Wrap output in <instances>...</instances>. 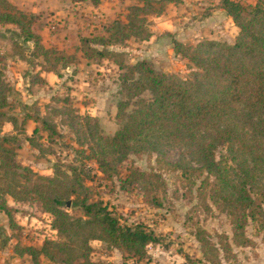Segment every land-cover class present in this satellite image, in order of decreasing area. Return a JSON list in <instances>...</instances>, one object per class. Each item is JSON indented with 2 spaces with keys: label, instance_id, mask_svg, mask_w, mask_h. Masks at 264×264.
I'll use <instances>...</instances> for the list:
<instances>
[{
  "label": "trees",
  "instance_id": "1",
  "mask_svg": "<svg viewBox=\"0 0 264 264\" xmlns=\"http://www.w3.org/2000/svg\"><path fill=\"white\" fill-rule=\"evenodd\" d=\"M88 1L96 4L99 0ZM132 1L122 18L104 24L100 34L79 36L75 46L82 58L96 64L110 59L122 70L118 79L125 98L116 103L114 119L118 127L113 134L109 138L103 136L96 117L79 114L72 108L55 107L50 114H70L65 122L68 126L77 119V125L86 132L76 133V140L78 143L83 142L81 138L88 140L89 157L103 174L112 169L105 155L126 150L132 143L141 140L152 144L160 140L176 142L183 138L192 142L206 171L214 173L207 194L206 186H203L205 193H198L201 208L207 212L208 201H211L226 215L230 226V237L223 233L216 235L217 246L201 226L195 227L194 236L204 260L209 264H221L219 252L228 259L232 246L253 244L245 233L249 221L264 222V116L249 134L230 125L244 114L264 110V0H255L253 4L218 0V6L237 29L232 43L205 38L192 45L173 40L174 53L194 68L188 78L155 71L145 60L126 64L123 53L113 49L131 38L147 40L152 34L147 16L159 15L171 0ZM34 20L33 15L8 0H0V26H15L23 42L32 43L31 51L25 53L23 47L13 41L10 56L26 62L40 57L43 65L40 69L57 76V66L65 69L76 65V54L43 45L40 35L32 29ZM1 74L0 70V77ZM7 88L0 78V212L5 215L8 228H15L12 214L17 209L7 204L6 196L15 202L35 200L41 211L50 215L49 226L59 238L45 239L40 248L17 244L13 251L18 256L28 255L31 264H39V256L48 260L58 258L66 264H73L74 260L92 264L88 258L89 241L98 240L116 249L123 263L131 259L130 264H139L147 257V245L158 241L151 229L141 223H121L119 215L100 199H90L89 187L73 169L69 175L53 164L50 174H36L32 181L31 169L17 162L15 151L19 147L17 130L20 128L17 129V118L4 111L10 107ZM145 91L148 98L141 96ZM26 105L23 104L28 108ZM128 106H131L130 111H126ZM27 118L36 123L31 134L24 136L30 146H38L32 136L39 130L50 133L56 130L54 124L37 113L35 117L26 113L20 121L21 128ZM5 122L10 123L14 132H2ZM224 144L228 147L226 156L215 160V147ZM225 158L235 166L236 179L230 177L232 168L226 165ZM181 169L187 177L195 170L188 166ZM129 170L136 171L133 167ZM130 178L129 174L125 176V179ZM71 206H76L80 215L69 214L66 207Z\"/></svg>",
  "mask_w": 264,
  "mask_h": 264
},
{
  "label": "rangeland",
  "instance_id": "2",
  "mask_svg": "<svg viewBox=\"0 0 264 264\" xmlns=\"http://www.w3.org/2000/svg\"><path fill=\"white\" fill-rule=\"evenodd\" d=\"M41 1L43 6L37 4L34 13L22 10L35 17L32 29L40 35L45 47L54 46L72 54H75L72 51L74 40L77 44L79 36L100 34L104 24L122 18L126 6L133 3L132 0H101L99 7L92 10L72 0ZM170 2L172 0L164 5L159 15L147 16L151 37L144 41L131 38L113 49L123 53L126 64L145 60L155 71L188 78L194 68L185 58L174 53L172 42L176 40L193 45L199 39L207 38V30L196 31L199 23L192 21L201 19L198 17L207 12L195 9L193 11L197 15L192 16L190 11L169 8ZM28 3L33 5L35 0H28ZM22 6L27 8L28 5L22 3ZM221 24L220 31L225 33L216 32L217 38L223 37L224 42L232 43L235 34L230 31L229 23ZM13 41L19 43L25 53L31 51L32 43H24L15 26H0V78L8 87L10 102V107L4 108V111L17 118V129L21 130H17L19 147L15 151V159L18 163L32 165L31 180L36 174L51 173L53 164L69 175L70 169H73L83 184L89 187L90 199H100L109 210L119 215L121 223H141L151 229L158 241L147 245V257L139 264H209L204 260L194 236L195 227H203L210 241L217 246L216 235L223 233L230 237V226L226 215L211 201L207 200L210 206L207 212L204 213L201 208L198 193H205L203 186H206L207 194L214 181V173L206 171L192 142L183 138L176 142L160 140L152 144L141 140L132 143L126 150L105 155L112 169L103 174L89 157L91 147L88 140L81 138V143L76 140V133L86 132L77 125V119L68 126L65 122L70 114L53 116L50 111L55 107L61 110L72 108L79 114L96 117L101 134L109 138L118 127L114 119L116 103L125 98L118 79L122 70L110 59L90 64L77 57L76 65L71 64L62 70L57 66L61 73L48 85L38 74L43 67L40 57L27 62L13 60L10 56ZM27 93H31L35 100L28 99ZM141 96L148 98L149 94L145 91ZM32 100L37 102L35 106ZM22 101L28 108L23 106ZM130 110L131 106H128L126 111ZM26 113L34 117L37 113L56 127L53 133L39 130L32 136L38 146H29L23 136L24 130L29 133L35 124L28 119L21 128L20 121ZM263 116L264 110L250 112L231 121L230 125L249 134ZM10 127L8 124L5 129L11 130ZM227 148L226 144L215 147V160L223 159ZM228 162L226 165L232 168L230 177L236 179L235 166ZM186 166L195 169L189 177L182 173L181 168ZM129 167L136 171L132 173ZM127 174L130 179H125ZM6 202L17 209L12 214L17 226L8 228L6 217L0 212V264H31L28 255L18 256L13 248L17 244L40 248L45 239L58 240L56 232L49 226L50 215L41 211L35 200L30 203L15 202L6 196ZM66 210L71 215H80L76 206L66 207ZM261 223L258 220L247 223L245 233L253 244L232 246L228 259H224L219 252L221 264H264V222ZM89 245L91 251L88 258L92 264H130L132 261L128 259L123 263L120 253L102 241L91 240ZM38 260L39 264H66L58 258L48 260L39 256ZM73 264H80V261L74 260Z\"/></svg>",
  "mask_w": 264,
  "mask_h": 264
},
{
  "label": "crops",
  "instance_id": "3",
  "mask_svg": "<svg viewBox=\"0 0 264 264\" xmlns=\"http://www.w3.org/2000/svg\"><path fill=\"white\" fill-rule=\"evenodd\" d=\"M12 5H14L15 7H17L18 9L20 10H23L25 9V11H29V12H35L36 11V6L37 4L38 5H41V7L43 6V3L41 0H35V3L32 5V3H28V0H23L22 2L20 0H15V1H12V0H8ZM101 0L98 1V3L96 4H92L90 3L88 0H72L73 3H76V4H81V6H89L90 8H92V10H95L99 7V2ZM235 1H238L242 4H253L255 0H235ZM31 2V1H30ZM22 3L27 6L26 7H23L22 6ZM36 4V5H35ZM106 5V3H104ZM170 6L169 8H173V9H182V11H190L192 13V16L193 15H197V12L195 13L193 10L195 9H198V10H202V9H205V11L207 12L206 14H204V16H199L198 18H201L199 20H192L193 22H197L199 23L198 26H197V29L196 31H200V30H207V38L209 39H218L217 38V33L216 32H222V33H225L223 30H221V26L223 24L221 23H229L230 25V31L235 34L236 33V27L233 25L230 17L224 12V10L222 8H220L218 6V0H172V2L169 3ZM217 27H220L219 29ZM212 28V29H211ZM210 30H212L211 32L212 33H209ZM220 34V33H219ZM221 35V34H220ZM152 36V34H151ZM150 36V37H151ZM219 40H223V37H221V39ZM74 46L72 48V51L75 52L76 56L80 59L82 58L81 56L79 57V52H76L75 51V46L77 45L75 43V40L73 41L72 43ZM76 44V45H75ZM57 48V47H56ZM59 49V48H57ZM59 50H62V49H59ZM66 53H72V52H68L66 50H62ZM79 54V55H77ZM15 61H20L18 59H13ZM85 60V63H88L90 61ZM92 62H90L91 64ZM94 64V63H93ZM62 70V69H61ZM41 71V73H40ZM40 71L38 72L39 76L44 80V83L48 84V85H51V82L53 81V79L55 77H58L56 74L52 73V72H49V71H45V70H42L40 69ZM61 73V71H59V74ZM36 85V84H34ZM32 86V85H31ZM37 86V85H36ZM30 90V89H29ZM26 96L28 97V99H33L35 100V97L33 95H31V93H27ZM27 99V100H28ZM32 100V101H33ZM23 104H26L25 101H22ZM34 102V101H33ZM35 103L37 104V102L35 101ZM29 118H27L25 121H27ZM31 120V119H30ZM8 122H5L3 125H2V132H14L12 130V127L11 130H8V129H5V126H7ZM36 124V123H35ZM34 124V126H35ZM33 126V127H34ZM33 127L30 129V132L28 133V131H25L24 130V135L23 136H29L32 132V129ZM26 140V139H25ZM26 143H28L26 141ZM25 144V143H24ZM20 145H23L22 143H20ZM30 146V145H29ZM21 164V163H20ZM21 165H27L29 168H32V165H29V164H21ZM45 174H50V173H45ZM20 225V223H18Z\"/></svg>",
  "mask_w": 264,
  "mask_h": 264
}]
</instances>
